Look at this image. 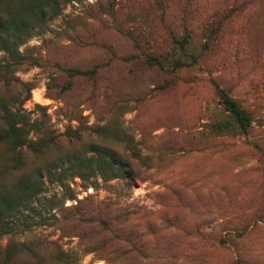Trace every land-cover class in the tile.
<instances>
[{
    "label": "rangeland",
    "instance_id": "rangeland-1",
    "mask_svg": "<svg viewBox=\"0 0 264 264\" xmlns=\"http://www.w3.org/2000/svg\"><path fill=\"white\" fill-rule=\"evenodd\" d=\"M171 50L178 69L145 62ZM0 62L15 63L0 116L22 111L55 137L43 157L0 138V192L34 169L46 181L0 235V264H264V0H73ZM217 86L249 113L245 132ZM117 115L138 155L104 145L132 176L47 179Z\"/></svg>",
    "mask_w": 264,
    "mask_h": 264
},
{
    "label": "trees",
    "instance_id": "trees-1",
    "mask_svg": "<svg viewBox=\"0 0 264 264\" xmlns=\"http://www.w3.org/2000/svg\"><path fill=\"white\" fill-rule=\"evenodd\" d=\"M73 0H0V51L11 58L19 55V47L30 37L39 31H43L48 22L58 16L63 4ZM178 44H181L177 41ZM180 50H184L180 45ZM195 59L194 55H190ZM145 62L164 68L163 62L171 63V69H178L184 65L175 53H167L163 56L148 55ZM11 64L0 62V77L8 80ZM71 76L92 77L93 70L80 69L70 70ZM218 96L225 110L229 113L232 121L245 132L251 125L249 113L241 108L239 104L228 94L226 90L217 86ZM121 108V107H120ZM228 126V123H223ZM89 130L97 135L103 142L96 146H90L87 151H68L50 163L45 173L49 181L63 185L70 178L79 176L82 179L99 176L103 180L108 178L126 179L133 175L132 164L129 160L118 159L110 156V149L105 143H125L127 150L137 156L136 145L128 130L124 127L120 117L117 115L102 124L89 126ZM38 133L35 138H30L31 133ZM0 138L9 143V147H26L31 153L43 157L55 146V137L48 129L37 120L31 121L28 114L19 110L3 109L0 116ZM119 160V164L116 162ZM116 160V161H115ZM43 171L34 169L28 175L21 177L9 189L0 192V235L8 233L11 222L28 207L33 198L41 195L46 188ZM24 244H22V248ZM25 246V245H24ZM5 259L9 261L15 255L11 246H7ZM26 248V246H25Z\"/></svg>",
    "mask_w": 264,
    "mask_h": 264
}]
</instances>
